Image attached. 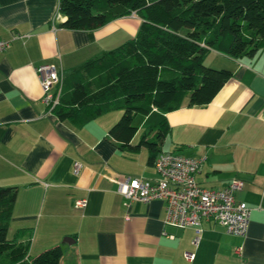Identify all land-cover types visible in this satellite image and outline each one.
I'll return each instance as SVG.
<instances>
[{"label": "crops", "instance_id": "1", "mask_svg": "<svg viewBox=\"0 0 264 264\" xmlns=\"http://www.w3.org/2000/svg\"><path fill=\"white\" fill-rule=\"evenodd\" d=\"M63 20L59 0H0V40L10 42L0 52V187L16 188L7 238L29 244L30 258L59 247L60 264H264V50L238 60L214 52L219 59L210 57L209 67L232 77L208 105L153 111L135 126L131 146L141 133L152 138L150 129L165 118L161 152L201 159V187L243 181L235 198L252 210L246 236L212 221L196 236L191 228L164 227L161 201L124 206L118 182L157 175L145 147L121 151L109 135L121 111L75 128L43 103L38 66L66 76L133 39L141 20L123 17L85 31L62 29Z\"/></svg>", "mask_w": 264, "mask_h": 264}, {"label": "trees", "instance_id": "2", "mask_svg": "<svg viewBox=\"0 0 264 264\" xmlns=\"http://www.w3.org/2000/svg\"><path fill=\"white\" fill-rule=\"evenodd\" d=\"M59 13L64 18L59 27L70 31L97 29L129 16L141 20L133 39L64 76L51 113L82 128L121 111L109 135L121 151L145 147L150 165L169 125L162 118L150 129L156 130L152 138L142 136L131 146L134 117L208 105L232 73L206 67L207 52L238 60L264 50V0H59ZM15 199L16 188L0 187V264H60L59 247L30 258L29 244L7 238Z\"/></svg>", "mask_w": 264, "mask_h": 264}, {"label": "built area", "instance_id": "3", "mask_svg": "<svg viewBox=\"0 0 264 264\" xmlns=\"http://www.w3.org/2000/svg\"><path fill=\"white\" fill-rule=\"evenodd\" d=\"M54 20L55 18L52 20L53 24ZM9 45L10 42L0 40V52ZM36 72L43 93V103L51 112L57 104L64 75L53 65H40ZM201 163V159L160 152L153 164L156 179L127 178L118 182L117 193L123 197L127 208L135 202H163L164 227L176 230L191 228L198 236L202 224L212 221L223 227L228 234L244 238L252 210L235 198V194L243 188V181L231 180L223 189L203 188L195 178ZM74 166L78 172L81 165L76 163ZM85 204L84 200L77 201L75 206L83 208ZM197 239L195 238L194 244ZM192 257L187 255L188 259Z\"/></svg>", "mask_w": 264, "mask_h": 264}, {"label": "rangeland", "instance_id": "4", "mask_svg": "<svg viewBox=\"0 0 264 264\" xmlns=\"http://www.w3.org/2000/svg\"><path fill=\"white\" fill-rule=\"evenodd\" d=\"M218 54H216V53H214V52H207L206 53V55H205V57H204V65L206 66V67H208V68H214V67H209L210 66V64H209V59H210V57H216V59H219V58H217L218 56H217ZM206 58H207V62H206ZM216 61H218V60H216ZM207 64H209V65H207ZM214 66H219V65H214ZM214 69H217V68H214ZM218 69H220V67L218 68ZM141 117L142 116H140V115H137L136 116V118H134L133 119V125L134 126H138V124H139V119H141ZM140 135H142V133L141 134H139V136H138V140L140 139ZM138 142V141H137ZM33 257H34V255H32ZM36 256V255H35Z\"/></svg>", "mask_w": 264, "mask_h": 264}]
</instances>
